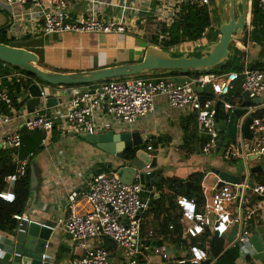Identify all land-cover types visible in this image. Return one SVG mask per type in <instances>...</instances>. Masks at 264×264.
I'll use <instances>...</instances> for the list:
<instances>
[{"label":"crops","instance_id":"1","mask_svg":"<svg viewBox=\"0 0 264 264\" xmlns=\"http://www.w3.org/2000/svg\"><path fill=\"white\" fill-rule=\"evenodd\" d=\"M41 2L47 10H55V7L50 5L49 0H41ZM157 4V0H80L69 8L68 12L72 16L88 15L103 20H117V22L120 21L123 25L127 26L128 31L125 34L118 35L81 34L86 36H83V40L75 45H72L70 42L66 43L67 40H64L61 34L46 36L47 34L40 29V26L30 29V21L25 17L34 10L30 5H14L8 8L0 0V12L7 15V27L9 28L8 33L11 37L9 38L12 39V47L25 49L37 54L39 56V64L37 66L41 70L69 74L140 63L145 55L141 60L129 58V55L126 56L128 47L119 45L121 42L119 38L122 35L137 36L151 42L145 48L144 54L151 47L161 49V47L152 44L153 38L158 36L161 30L165 28L164 26L161 27V21L154 14V8ZM250 27L251 20L246 30L250 31ZM217 35L219 40L220 34ZM217 35L211 36L209 34L203 40L195 43L198 44V47L195 48V54H200L201 50L216 43H212L211 41ZM95 39L96 41L94 42ZM242 39L235 40L233 43H235V47L239 51L245 54V58H241L244 61V65L246 62L249 63V67L260 65L258 69L263 70V48L256 43L249 42V44H244L241 42ZM53 41L56 43H52ZM131 48L133 47L131 46ZM50 49H62L64 58H62L60 64L50 63L47 60V53ZM188 53L194 55L190 51ZM92 56L97 57L96 65L93 63L94 58ZM174 56L180 55L175 54ZM171 73L157 71L151 76L147 74L149 75L148 77L137 79L166 78L179 83V79L181 78H195L189 77L188 73H182L177 76H173ZM23 77L12 66L3 62L0 63V78H3V81L7 80L11 82L14 79H21ZM125 78H128L126 80H131L132 77ZM34 83L41 86L47 97H55L57 100L62 98L61 103L50 109L46 107V104L41 99H36V111L47 109L48 115L53 118L55 129L51 137L46 139V135L43 132H30L24 127L25 120L32 117L33 113L29 114L26 107L20 105L23 97L28 94V88L22 87L19 95H16L17 104L13 106V110H15L17 115H25L26 118L15 116L9 125L0 129V151L9 153L10 163L15 168L17 167L18 160H27L28 164L31 163V171L32 169L36 170L37 183L34 192H31L30 200L26 205V211L23 215L34 222L55 226L58 219L67 217L70 202H75L79 215H85L90 211L88 203L82 198V193L88 189L89 182L91 181L89 177L91 171L98 168V172L104 170L102 173H116L117 169L115 167L124 166L126 163L121 162L119 158L98 148L96 145L87 142L84 134L88 135L89 133L69 128L62 118L70 108L69 101L73 92L77 91L81 93L93 87L92 85L67 87L49 86L37 81H34ZM200 95L202 97L204 95L208 96L206 94ZM211 99L216 101L217 104L220 103V110L225 114V117L229 111L224 108V103L227 102L236 108L250 101L242 93L239 82L232 86L227 96H212ZM154 103V112L145 118H139L133 124L119 122L104 112L98 111L94 118L95 124L101 126L108 123L111 125V128L107 131L99 130L89 135L106 134L112 131L118 136L123 132H138L141 136V144L126 153V155H135V152L138 150L148 152L147 148L149 146L153 147L154 150L148 153L153 158H157V168L162 170L163 175L162 183L155 187L153 192L155 195H159V199L162 196L166 197V207L167 211H169L164 212L159 219H156L153 213L150 214L148 212L143 222V237L147 239L151 233H154V241L156 243L160 241L164 242L162 246L166 247L171 245V242L166 241V239H163V236L158 235L161 232V223L169 213L178 214L177 206H175L176 209L173 212L172 209H169V205L172 202L176 205L175 200L178 197V191L186 190L190 192L192 186L191 177L194 174L204 176L202 186L205 202H207L213 200V192L219 183V178L212 172V169L226 171L234 175H243V170L242 165L238 163L236 165L227 163L223 159L222 151L213 154L212 158L202 152L204 137L199 134L195 114L191 108H172L167 98L161 96L157 97ZM255 106L260 109V112H264V99L259 100ZM6 112L9 113L10 109L6 108ZM226 120L227 117L226 119L222 118V121ZM239 131L240 127L238 133ZM12 132H19L22 137L23 146L20 149L9 148L5 144L6 135ZM40 134L44 135L42 140ZM23 139H30L27 148L24 145ZM22 149H27L25 157L21 156ZM258 161H249L252 169L259 166ZM146 169L147 167H144L145 171H147ZM263 175V171L252 172L250 180L254 184H260L264 181ZM171 181H175V183ZM135 182H140L139 174L136 175ZM188 182L190 183L189 190L186 186ZM8 190H12V184L8 183ZM208 194H212L211 200L207 197ZM248 201L252 205L250 204V207H245L244 212L249 238L244 244H237L240 254L238 264H264V201L254 195L250 196ZM16 232H0V264H10L13 257V242ZM47 246L45 256L46 260L51 264H72L74 249L70 238L64 232L59 230L53 231ZM111 260V264H128L124 257V251L120 248H116L111 252Z\"/></svg>","mask_w":264,"mask_h":264},{"label":"built area","instance_id":"2","mask_svg":"<svg viewBox=\"0 0 264 264\" xmlns=\"http://www.w3.org/2000/svg\"><path fill=\"white\" fill-rule=\"evenodd\" d=\"M80 0H49L55 10L44 8L41 0H1L4 6L13 7L30 5L34 8L25 17L30 21V29L40 26L47 35L77 33V34H125L128 29L120 21L103 20L94 16H72L68 10ZM154 8L155 16L161 21V27L170 28L181 11L182 5L192 4L199 7L212 6L211 0H157ZM264 9V0H249ZM251 30V27H250ZM168 38L159 34V41ZM190 82L176 83L170 79H134L126 81L101 82L83 92H73L69 101L70 108L62 116L69 128L94 134L97 131L109 130L110 124L98 126L94 118L98 111L113 117L115 120L133 124L139 118H145L155 110V99L165 97L172 108H191L194 111L199 134L204 137L202 152L211 156L217 152L220 140L216 123V101L204 99L196 88L205 89L211 84L215 97L227 96L235 83L240 84L243 94L249 100L264 99V70L251 69L245 63L242 72H230L224 75L206 74L189 79ZM47 95L43 92L41 100L47 103ZM13 98L3 78H0V129L9 125L15 116ZM5 108H9L7 113ZM227 111L235 107L224 103ZM260 109L253 105L248 108L246 116L240 122V131L236 141L223 143L226 146L223 159L227 163L242 165L245 179L242 183L243 194L239 206L231 210L233 201L236 204L239 185H232L236 190L233 201L226 200L218 192L211 201L199 205L194 199L178 196L175 200L180 231L173 236L176 243L169 246H159L154 242L155 234L149 238L143 237V222L151 208V193H143L140 182L132 185L121 183L116 173L98 172L89 182L87 191L82 193L90 211L79 215L75 202L68 205L67 217L60 218L55 226H49L53 231L64 232L73 245L72 264H111V253L107 250V241L113 242L117 248L124 251L128 264H202L210 259L207 250L201 246V240L206 236L220 238L230 234L235 223L239 224L237 244H244L248 237L245 223V206H250V196H256L264 201V184H256L254 188L248 185L252 168L248 157L254 154H264V117H258ZM14 115V116H13ZM251 117L253 122L250 131L252 139H247L243 132L245 119ZM24 127L30 131H40L51 137L55 124L47 109L35 111L25 120ZM5 144L9 148L20 149L23 146L19 132L6 135ZM148 152L154 149L147 148ZM222 151V149H221ZM28 161L18 160L15 172L6 178L9 184L18 182L27 174ZM148 174L152 170L147 166ZM0 199L13 203L16 195L12 190L0 193ZM252 205V204H251ZM16 220H28L27 216H15ZM19 226L17 231L19 230ZM175 232L174 225L169 226ZM217 234V236H216ZM46 260V257H44ZM211 264H215L212 260Z\"/></svg>","mask_w":264,"mask_h":264},{"label":"water","instance_id":"3","mask_svg":"<svg viewBox=\"0 0 264 264\" xmlns=\"http://www.w3.org/2000/svg\"><path fill=\"white\" fill-rule=\"evenodd\" d=\"M223 1H226L229 4L228 20L225 19L220 26L219 40L201 50L199 55L194 56L185 54L174 56L163 49L151 47L148 48L144 59L140 63L121 65L89 72L63 74L39 69L37 66L39 64V56L35 53L0 43V61L19 70L31 73L34 77L42 80L49 86L96 84L112 79L154 74L157 71H166V73L181 71L185 74L189 72H211L215 67L225 64L228 61L232 43L235 40L242 39L249 23V0ZM238 8L241 9V12L236 15V10ZM184 82H190V80L188 78L179 79V83ZM196 91L199 94H206L211 97L215 96L211 84L207 85L205 89L197 87ZM27 92L28 94L23 97L20 105L25 106L27 112L32 114L36 111V99H41L44 91L39 84L34 83L28 87ZM258 101L259 100H250L242 106L236 107L232 111L227 112L226 121H222L220 115V103L217 104L216 123L220 138L217 153L222 149V154H225L226 146L223 145V143L236 140L240 122L246 116L248 108L258 103ZM61 102L62 98L60 100H57L55 97L48 98L46 107L50 109ZM252 122L253 119L248 117L243 124V132L248 139H252L253 137V134L250 131ZM84 137L87 142L96 145L98 148L119 158L121 162L126 163L124 166L115 167V169H117L116 175L121 183L132 185L136 175L139 174L143 193H151V195H153L151 200L152 207L155 201L159 199V195H155L153 189L160 185L163 180L162 170L157 168V158H153L150 153L145 152L144 150L136 151L135 155H126V153L141 144L140 134L138 132H123L116 136L114 132L110 131L106 134L100 135L84 134ZM209 157L212 158L213 155ZM262 157H264V154H254L250 155L248 160L253 162L260 160ZM148 165H151L152 169L155 168L154 170L149 171V174L148 171L144 170V167H147ZM258 171H263L261 166L252 169L253 173ZM212 172H214L219 178V183L213 192V196L215 197L217 192L225 185L237 184L239 185V189L236 198V205L239 206L243 199L242 183L245 176L230 174L218 169H212ZM97 173L98 168L91 171L89 173L90 179H92ZM36 183V170L32 169L30 184L32 193L34 192ZM248 185L251 188L256 186L252 180L248 181ZM186 186L189 190L190 183L188 182ZM239 229V224L235 223L230 234L221 236L230 242L231 246H229L228 249L234 247L237 243ZM52 234L53 230L49 225L22 220L20 222L19 230L14 237V251L10 264H51L49 261L44 260V257H46L47 244ZM211 263L212 259H208L202 264Z\"/></svg>","mask_w":264,"mask_h":264},{"label":"trees","instance_id":"4","mask_svg":"<svg viewBox=\"0 0 264 264\" xmlns=\"http://www.w3.org/2000/svg\"><path fill=\"white\" fill-rule=\"evenodd\" d=\"M212 3L214 0H211ZM252 18H251V30H246L243 39L241 42L244 44L256 43L261 46L264 51V9L259 7L257 3L252 4ZM212 28V19L209 13L208 7H199L197 5L186 4L182 5L181 11L178 15V18L175 20L173 25L170 28H163L160 33L167 35L168 38L162 42L159 41V35L153 38L152 44L161 47V49L168 51V48L181 46L183 44L188 43H197L203 40L206 37L208 31ZM220 34V33H219ZM11 40L8 37V29L7 27L0 29V43L11 46ZM218 41V35L212 38V43ZM195 56V55H194ZM245 54L239 51L235 47V43H232L230 48V57L225 64L215 67L211 72H189L187 75L189 77H196L200 75H206L209 73L216 75H224L230 72H242L244 69V61ZM0 63H2L0 61ZM260 65L250 66L251 69H258ZM20 74L24 77L21 79H14L11 82L4 80V86H6L10 92L11 97L13 98L14 105L17 104L16 95L21 92L22 87L27 89L30 85L34 84V81H37L42 84H46L42 80L34 77L31 73H28L23 70H19L15 67ZM263 69V68H262ZM264 70V69H263ZM181 71H173L171 75L177 76L181 75ZM152 75V74H149ZM149 75L138 76L148 77ZM128 78L121 79H113L108 80L106 82L112 81H124ZM101 83V82H99ZM96 84H80V85H70L67 87H80V86H95ZM204 99H211V96H203ZM6 111V108H5ZM221 118L226 119L225 114L220 110ZM258 117H264V112H259ZM40 132V131H37ZM41 135V140L44 135ZM39 135V136H40ZM30 139H23L24 145L29 146ZM27 153V149H22L21 156L25 157ZM6 151H0V193L8 190V183L6 178L15 172V167L10 163V156ZM104 170H101L102 172ZM203 178L201 174H194L191 177L192 186L190 192L183 190L181 192L178 191L179 194L177 196H185L189 199H194L199 205L205 203L204 190H203ZM175 183V181H171ZM264 184V181L261 182ZM31 163L28 164L27 174L25 178H20L18 182L12 184V191L16 195V200L13 203H7L0 199V232L13 231L16 232L19 226V221L16 220L15 216H22L26 211V205L31 197ZM161 189V188H160ZM166 197L162 196L159 200H157L150 208L149 213H153L156 219H159L164 212L167 211V203ZM174 203L172 202L169 205V209H176ZM245 207H250L245 206ZM179 216L177 214H168L166 218L163 219L160 226V233L158 235L163 236V239L166 241H170L171 243H176L173 240V236L180 231V226L178 223ZM174 225L175 232H171L169 230L170 225ZM210 236H206L201 240V246L204 247L210 259H212L215 264H238V260L240 257L239 254V246L235 245L234 247L229 248L230 243L227 239L222 237H213L209 239ZM164 242H158L159 246H162ZM107 250L111 253L113 252L117 246L111 242L107 241L106 245Z\"/></svg>","mask_w":264,"mask_h":264},{"label":"rangeland","instance_id":"5","mask_svg":"<svg viewBox=\"0 0 264 264\" xmlns=\"http://www.w3.org/2000/svg\"><path fill=\"white\" fill-rule=\"evenodd\" d=\"M250 10H249V14H248V19L249 22L251 20V12H252V4L249 6ZM228 12H229V4L226 1L223 0H214V2L212 3V6L210 7L209 13L211 15V19H212V28L208 31V33L206 34V36H208L209 34H211V36L217 35L219 34V30H220V26L221 24L226 20H228ZM241 12V9H237L236 10V15L239 14ZM226 15V16H225ZM8 26V21H7V15L4 14L3 12H0V29L7 27ZM7 29L9 30V28L7 27ZM64 38V40H67L66 43L70 42L72 45L75 44H79V42L81 40H83V36L86 35H79L76 33H64L61 34ZM49 36V35H46ZM94 36V35H93ZM96 36V34H95ZM8 37H10V34L8 33ZM11 38V37H10ZM120 43L119 45H123L124 47H128V52L126 51V56L129 55V58H137L139 60H141V58H143L144 51L145 48L150 45L151 42H148L147 40L140 38V37H135V36H131V35H122L120 38ZM96 41V39L94 40V42ZM20 42V41H18ZM42 43H44V41H42ZM52 43H56L55 41H53ZM65 43V44H66ZM196 43V42H195ZM195 43H188V44H183L181 46H176V47H172V48H168V53H170L171 55H185V54H189L188 52H192V54L194 55H199V54H195V48L198 47V44ZM131 46L133 48H131ZM47 60L50 63H58L60 64L62 61V58H64L63 56V52L62 49H50L47 53ZM93 59V63L94 65H96V56H92ZM142 62V61H141ZM48 67V66H45ZM151 76V75H150ZM136 77V76H135ZM132 77L131 80L137 79L139 77ZM143 78V77H141ZM216 156H218V154H216ZM258 165L262 167L263 169V173H264V157H262L259 161H258ZM264 177V175H263ZM218 193L224 197L226 200H230L233 201V198L236 194V190L233 188V186L231 184H227L225 185L223 188H221ZM212 194H208L207 197H209V199H212ZM231 204V210L234 211L235 210V202L233 201ZM156 243V241H154ZM230 243V242H229ZM231 246V244L229 245Z\"/></svg>","mask_w":264,"mask_h":264}]
</instances>
